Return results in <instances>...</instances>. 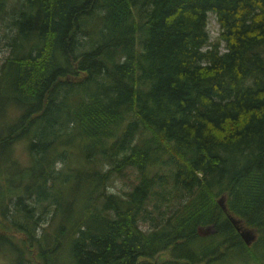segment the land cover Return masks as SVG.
Returning a JSON list of instances; mask_svg holds the SVG:
<instances>
[{
    "label": "trees",
    "instance_id": "1",
    "mask_svg": "<svg viewBox=\"0 0 264 264\" xmlns=\"http://www.w3.org/2000/svg\"><path fill=\"white\" fill-rule=\"evenodd\" d=\"M9 2L0 190L15 196L21 248L44 264L60 252L68 264H264V0ZM21 138L26 164L11 150ZM125 168L131 188L108 192ZM221 194L256 230L250 244ZM45 210L53 237L37 236ZM206 224L215 230L199 234Z\"/></svg>",
    "mask_w": 264,
    "mask_h": 264
},
{
    "label": "rangeland",
    "instance_id": "2",
    "mask_svg": "<svg viewBox=\"0 0 264 264\" xmlns=\"http://www.w3.org/2000/svg\"><path fill=\"white\" fill-rule=\"evenodd\" d=\"M15 0H10L8 5L13 3ZM8 14H5V18L0 21V73H1V65L5 60V57L8 55L11 49V34L13 32V27L10 26V22L8 21ZM207 29L210 35V39H214L218 32H219V26L216 20V17L214 13L209 12L208 13V21H207ZM223 46V45H222ZM223 49V48H221ZM71 79H75V77L70 76ZM4 82V80H2ZM0 81V88L3 87V82ZM17 107L14 106V104H11L9 102L6 105V117L8 119V123H12L17 114L20 112L18 111ZM1 131V128H0ZM4 131V130H2ZM149 134L148 132H146ZM77 144V141H75L74 144L70 145L71 148H73V152L75 151L74 147ZM12 155L14 156L16 161L26 164L28 163V149H27V140L24 138L16 140L12 146ZM5 160L3 157H0V170L4 171L5 167L2 165L5 164ZM62 164L61 162L57 163V167ZM108 165H104L101 160H99L96 163L97 168H101L102 170H106ZM15 167L10 166V169L7 170L10 173L14 171ZM135 173L132 172V169L125 168L121 173H116L112 177L108 178L106 181V188L107 191L117 192V193H125V191L129 190L132 186V183L135 182ZM4 183L6 186L7 181L3 178H0V185L4 187ZM7 192V187L2 188L0 190V264H17L18 261L25 259V264H44L43 260L38 258L36 255V251H31L26 247L25 244V250L22 248L24 247L22 236L24 235L19 229H17L11 222V219L7 217V214L12 216L14 211H12V208L14 207V199L15 196L12 198L5 197L4 201H1V196L5 194L4 192ZM3 192V193H1ZM45 205V204H43ZM4 206V207H3ZM2 207L5 208V213L3 212L2 215ZM41 214V218L39 219V226L37 227V236L42 237L43 231L49 235V237L54 236V226L57 222V218L55 217L54 222L51 224V221H49V218L51 217V211L47 212L41 211L39 212ZM38 216V214H36ZM17 216V215H16ZM8 218V219H5ZM41 222V223H40ZM255 234L256 230L253 228ZM3 235V236H2ZM6 235V236H4ZM22 247V248H21ZM253 250V249H251ZM63 252H60L59 255L55 257L56 262L59 264H68L64 261H67L65 256H62ZM161 256H168V251L165 250L161 254ZM27 256V257H26ZM20 264H23L20 262ZM235 264H242L239 261H236ZM243 264H263L260 261H256L255 258H250L248 262Z\"/></svg>",
    "mask_w": 264,
    "mask_h": 264
},
{
    "label": "water",
    "instance_id": "3",
    "mask_svg": "<svg viewBox=\"0 0 264 264\" xmlns=\"http://www.w3.org/2000/svg\"><path fill=\"white\" fill-rule=\"evenodd\" d=\"M68 80L71 79L70 75H67L66 77ZM219 205L222 207V209L224 211H226L228 217L230 218V220L232 221V223L235 225L236 229L239 231L242 239L247 243L250 244L252 241H254V239L256 238V234L253 230V228L245 226L241 219H239L238 217H235L234 215H232L228 210L227 207L225 205V196L223 194H221L218 199H217ZM215 230L213 224H206V225H198L197 226V232L199 234L205 235V234H209L211 232H213Z\"/></svg>",
    "mask_w": 264,
    "mask_h": 264
}]
</instances>
